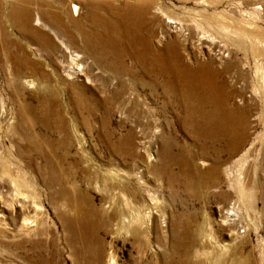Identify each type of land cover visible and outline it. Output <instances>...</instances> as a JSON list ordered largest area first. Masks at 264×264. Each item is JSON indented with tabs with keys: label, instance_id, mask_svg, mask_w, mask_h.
<instances>
[{
	"label": "rangeland",
	"instance_id": "1",
	"mask_svg": "<svg viewBox=\"0 0 264 264\" xmlns=\"http://www.w3.org/2000/svg\"><path fill=\"white\" fill-rule=\"evenodd\" d=\"M126 17L196 90L96 53ZM0 264H264V0H0Z\"/></svg>",
	"mask_w": 264,
	"mask_h": 264
},
{
	"label": "bare ground",
	"instance_id": "2",
	"mask_svg": "<svg viewBox=\"0 0 264 264\" xmlns=\"http://www.w3.org/2000/svg\"><path fill=\"white\" fill-rule=\"evenodd\" d=\"M72 3H73L71 5L72 15L73 16L80 15L82 7L77 2L73 1ZM62 4H66V3L64 1H62L61 7H63ZM98 8H101V5L95 3L92 5L91 9L93 11H96V10H98ZM120 10L126 16V12L124 11V9L120 8ZM143 10L146 11V7L143 8ZM53 13L54 14L49 12L48 13L49 15H47L48 18L50 19V22H51V23H49V25H51L50 30L53 31L57 37H60L59 36L60 32L58 31V28H56V26H54V25L58 22L60 23L61 19L59 17L61 15V13H60V11L59 12H53ZM27 14H28V16H31L30 12H28ZM92 14H93L92 16L94 19L100 18V17H98V15L96 13H92ZM45 15H46V13H44V16ZM73 19H74V22L77 23L78 19L77 18H73ZM39 20H40V23H42L44 26H48V24L46 23L47 22L46 18H43V20H41V19H39ZM127 20H128V24L126 23V25L124 27L120 26L122 31L130 30V32L127 33V36L123 35V36H121V39H110L109 41H107L110 43V46L108 47L109 50L108 51L104 50V49L103 50H97L96 53H99L102 56L113 57L115 59H117V58L122 59V57L125 55H130V56L134 57L137 60L138 66H139L140 71H141L139 73V77L137 76V78L139 80H141L142 82H144L145 84H146V60L149 61L148 58L150 57L151 62L148 65L151 68H153L155 71H157L156 73L167 74L169 77H171V80L169 82L170 85L166 86V88H165L166 90L171 89V88L174 90L177 89L179 87V79H180V81L184 80V82L187 83V84L186 83H184V84L187 87H190L192 89V91L196 90L195 89V87L197 86L196 82H195L196 74H195L194 70H188L187 68H184L180 64L181 59H180V56H179L178 52L176 51V49H174L173 47H168L167 51L165 49H161L160 51H155L154 48H151L149 51H146V37L142 36V34H141L142 30L140 28H137L134 25L133 19H131L129 17V18H127ZM117 27H118L117 24H115L114 31H117L116 30ZM46 33H44V34H46ZM64 37L65 36H63V38ZM63 38L60 37L61 40H63ZM127 40L132 45L135 43V41H137L139 43V45L133 46V47L121 46V44ZM84 41L89 46V44H91L93 41H101V40L97 39V38L94 39L92 36L86 35L84 37ZM66 46H68V45H66ZM150 47H152V46L150 45ZM67 52H69V56L72 60V63L74 64L72 66V68H74V71H72V72H74L76 74L79 73L80 71H78V70L81 69L82 63L87 64V60L84 59V55L80 54L76 50H71L69 48V46L67 47ZM192 94H193V92H192ZM213 100L215 101L216 97ZM213 117L222 118L221 116H219V114H215V113H214ZM216 125H217V121L214 123V125L212 127H215ZM232 131H233L232 129L228 130L226 135L231 136L233 134ZM237 133H238V131H237ZM239 134L240 133H238V135H236L234 137L238 144H240V139H241V136ZM36 206H37V204H36ZM38 216L39 215H37L36 217H38ZM26 220H27V217L25 218V220L23 222V227L28 228L29 222ZM129 224H132V221ZM78 226H80V224H78ZM79 233L81 234L82 239H84V241L82 243L83 250L85 252L89 253L90 255H94V256H97L98 258H101L102 255L104 254V248L102 245H100L101 243H99V245L97 247H93V245L90 244L91 242L89 241L90 239H88L89 237L87 236L89 232L85 228L80 229Z\"/></svg>",
	"mask_w": 264,
	"mask_h": 264
}]
</instances>
